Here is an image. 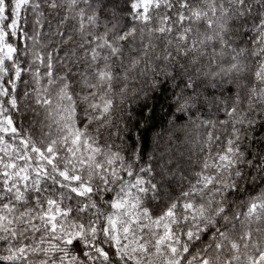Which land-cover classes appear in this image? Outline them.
<instances>
[{
	"label": "snow or ice",
	"instance_id": "6c2138e0",
	"mask_svg": "<svg viewBox=\"0 0 264 264\" xmlns=\"http://www.w3.org/2000/svg\"><path fill=\"white\" fill-rule=\"evenodd\" d=\"M0 264H264V0H0Z\"/></svg>",
	"mask_w": 264,
	"mask_h": 264
},
{
	"label": "clouds",
	"instance_id": "9594fccd",
	"mask_svg": "<svg viewBox=\"0 0 264 264\" xmlns=\"http://www.w3.org/2000/svg\"><path fill=\"white\" fill-rule=\"evenodd\" d=\"M155 103L158 109V116L163 119L169 101H167L163 97V95H161V97L157 101H155ZM175 143L176 142H174L172 145H168V147L172 148L173 153H175V155L173 156L174 162L180 159L178 150L175 147ZM165 145H166V138H162V142L159 145H157L154 149H152V151H156V152L165 151Z\"/></svg>",
	"mask_w": 264,
	"mask_h": 264
}]
</instances>
